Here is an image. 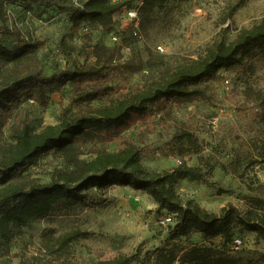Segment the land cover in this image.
<instances>
[{"label":"rangeland","instance_id":"374dc122","mask_svg":"<svg viewBox=\"0 0 264 264\" xmlns=\"http://www.w3.org/2000/svg\"><path fill=\"white\" fill-rule=\"evenodd\" d=\"M237 3V0H170L150 17L139 16L138 27L128 9H123L115 15L113 32L119 36V42L113 43L111 31L97 24L73 26L69 14L73 0H16L8 5L6 18L0 20V40L9 46L18 43L13 35L5 33L13 30L22 39L42 41L39 56L48 73L92 63L97 43L118 46L122 60L132 59L136 66L142 67L132 80L142 84L159 78L181 62L200 58L215 41L231 42L264 16V0H246L240 6ZM204 84L211 100L169 103L165 110H155L150 121L128 131L127 136L143 146L144 165L163 171L182 160L167 150L171 135L179 128L192 129L203 148L184 159L192 166L206 167L205 163L210 162L214 170L203 181H181L178 191L211 211L219 212L230 203L244 210L248 203L246 196L255 195L249 184L264 182V168L249 163L255 157V143L264 139L261 102L264 49L253 51L243 64L221 69L217 78ZM73 97L74 89L69 83L50 95L48 107L25 103L16 114L26 117L35 132H41L49 125H57L64 113L71 115L76 111ZM149 122L154 131L145 137L135 136V130ZM5 131V139H9L7 126ZM97 146L116 150L120 142ZM92 147V144L85 146L80 157L92 158ZM238 165L242 176L233 173V167ZM60 169L74 171L64 157L51 151L29 171L42 182H49ZM89 191L102 202L59 210L24 227L15 236L9 252L0 248V264H96L139 250L151 252L168 243L178 250L176 264L182 263L194 244L224 249L237 264H264V239L255 232L243 231L239 225L233 227L232 238L227 242L221 236L209 240L197 232L171 241V229L161 227L157 221L164 209H159L145 191L117 185ZM74 229L91 234L74 241L68 253L56 259L50 253L53 247H47L54 242L49 235L58 237ZM235 236L246 238V245L238 251L230 249ZM150 264H159L156 255Z\"/></svg>","mask_w":264,"mask_h":264},{"label":"trees","instance_id":"16d2710c","mask_svg":"<svg viewBox=\"0 0 264 264\" xmlns=\"http://www.w3.org/2000/svg\"><path fill=\"white\" fill-rule=\"evenodd\" d=\"M168 1L145 0L138 9L139 16L150 17ZM237 1L240 6L246 0ZM14 2L0 0V20L6 18L8 5ZM132 6L112 0H83V6L72 5L69 14L75 28L92 23L112 33L115 15ZM5 33L13 35L18 43L9 46L0 40V248L9 252L15 236L24 227L56 211L102 202L89 190L113 185L145 191L159 209L173 213L175 224L169 227L171 241L197 232L206 239L221 236L227 242L235 225L264 239V182L249 184L255 195L246 196L248 203L244 210L230 203L219 212L211 211L192 198H184L177 189L181 181H203L214 170L210 162L205 163L206 167L192 166L184 159L203 148L192 129L179 128L171 135L167 150L182 160L163 171L144 165L143 146L127 136L128 131L150 121L155 110H165L169 103L211 100L205 82L217 78L221 69L243 64L253 51L264 49V16L231 42L215 41L200 58L181 62L159 78L142 84L132 81L142 67L136 66L132 59L122 60L118 46L97 43L92 63L48 73L39 56L42 41L22 39L13 30ZM69 83L74 89L76 111L71 115L64 113L57 125L35 132L26 117L16 114L31 99L33 104L48 107L50 95ZM261 102L264 105V95ZM6 126L9 139H5ZM153 131L149 122L136 129L135 136L145 137ZM110 142H120V146L116 150L97 146ZM89 144L93 145L94 156L83 159L80 157L83 148ZM254 149L255 157L249 163L264 168V139L255 143ZM51 151L64 157L74 171L56 170L49 182H42L29 169ZM239 168L233 167V173L242 176ZM90 234L74 229L58 237L49 235L54 242L47 247H53L50 253L61 259L74 241ZM154 255L159 264H176L179 257L175 245L168 243L151 252L139 250L96 264H150ZM181 264L237 263L224 249L194 244Z\"/></svg>","mask_w":264,"mask_h":264},{"label":"built area","instance_id":"2783aa9c","mask_svg":"<svg viewBox=\"0 0 264 264\" xmlns=\"http://www.w3.org/2000/svg\"><path fill=\"white\" fill-rule=\"evenodd\" d=\"M113 2H124V3H129V4H134L132 8H124L128 9V12L130 16L133 18V21L138 27L140 25V19H139V12L138 9L139 7L144 3L145 0H112ZM73 6L75 7H82L83 6V0H73ZM135 34H138L137 31L134 32ZM110 40L113 43H118L119 42V36L115 33L112 32L110 34ZM29 103L33 104L34 101L31 99L29 100ZM159 225L163 228L168 229L170 226H173L175 224V216L173 213H170L166 210L158 217L157 219ZM246 245V238L242 236H236L234 237V240L231 244V250L233 251H238L241 250L244 246Z\"/></svg>","mask_w":264,"mask_h":264}]
</instances>
